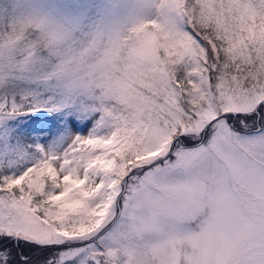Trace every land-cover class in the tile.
Instances as JSON below:
<instances>
[{
  "label": "snow or ice",
  "instance_id": "snow-or-ice-1",
  "mask_svg": "<svg viewBox=\"0 0 264 264\" xmlns=\"http://www.w3.org/2000/svg\"><path fill=\"white\" fill-rule=\"evenodd\" d=\"M97 15L0 19V264H264V0Z\"/></svg>",
  "mask_w": 264,
  "mask_h": 264
},
{
  "label": "rangeland",
  "instance_id": "rangeland-1",
  "mask_svg": "<svg viewBox=\"0 0 264 264\" xmlns=\"http://www.w3.org/2000/svg\"><path fill=\"white\" fill-rule=\"evenodd\" d=\"M107 3L109 0H0V19L11 18L20 11L35 8L52 12L57 16L86 15L88 22L91 23L98 19L97 14L100 8ZM14 85L17 86L16 90L13 88ZM30 85L31 80L28 76L17 75L12 77L6 83L0 84V99L10 100L14 95L18 99L20 94L29 90ZM28 123L26 117H21L18 120L8 121L5 125H0V141L12 138L16 134V132L14 133L16 128ZM40 135L33 133L27 142L40 138Z\"/></svg>",
  "mask_w": 264,
  "mask_h": 264
},
{
  "label": "trees",
  "instance_id": "trees-1",
  "mask_svg": "<svg viewBox=\"0 0 264 264\" xmlns=\"http://www.w3.org/2000/svg\"><path fill=\"white\" fill-rule=\"evenodd\" d=\"M16 87H17V86L14 85L13 88L16 90V89H17ZM13 88H12V90H14ZM15 90H14V91H15ZM22 127H23V126H19L18 128H16V129L14 130V133H15V132L18 133Z\"/></svg>",
  "mask_w": 264,
  "mask_h": 264
}]
</instances>
